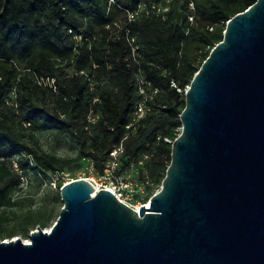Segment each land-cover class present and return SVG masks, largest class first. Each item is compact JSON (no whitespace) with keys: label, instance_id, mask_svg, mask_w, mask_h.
Returning <instances> with one entry per match:
<instances>
[{"label":"trees","instance_id":"trees-1","mask_svg":"<svg viewBox=\"0 0 264 264\" xmlns=\"http://www.w3.org/2000/svg\"><path fill=\"white\" fill-rule=\"evenodd\" d=\"M256 1L0 0V233L31 172L61 175L84 161L104 172L122 146L118 176L138 170L162 185L186 90L228 22ZM141 5L168 11L130 21ZM143 101L149 111L134 123ZM44 130L75 157L46 152ZM55 210L30 212L22 227L45 230Z\"/></svg>","mask_w":264,"mask_h":264},{"label":"water","instance_id":"water-1","mask_svg":"<svg viewBox=\"0 0 264 264\" xmlns=\"http://www.w3.org/2000/svg\"><path fill=\"white\" fill-rule=\"evenodd\" d=\"M160 189L138 210L86 178L0 264H264V0L227 24L185 93Z\"/></svg>","mask_w":264,"mask_h":264},{"label":"rangeland","instance_id":"rangeland-1","mask_svg":"<svg viewBox=\"0 0 264 264\" xmlns=\"http://www.w3.org/2000/svg\"><path fill=\"white\" fill-rule=\"evenodd\" d=\"M38 136L41 145L46 152L63 157H75V152L73 150L68 147H59L56 144L51 130L41 131ZM15 161L16 164H14V167L17 169V172L21 173L16 158ZM71 168L72 169L70 170L73 171L67 170L61 175H50L37 179L31 172L27 176L21 178L22 183L20 184V187H22L23 190L15 192L13 195L14 201H19L20 203L8 209L10 222L4 226L3 232L0 233L2 234L0 235V241L17 238L29 240L30 234L36 231L40 226H36V228L27 232L22 227L25 217L30 212L37 211L46 205L49 207L55 206L56 210L45 230H50L54 226L59 217L60 211L64 207V203L61 199L57 202L54 200L51 202L53 191L58 190V185L56 183L59 180L65 185L69 182L86 178L88 180H94L99 187L107 186L106 180L103 177L104 172L98 171L92 162L84 161L81 164L75 163ZM123 176L124 183L118 192L122 191L123 199L134 208H140L141 206L146 205L150 200L149 196L152 193L154 195L161 187V185H155L150 179L146 177L143 178L138 170H133ZM125 184H128L129 187L126 188ZM149 188H152L153 191H149Z\"/></svg>","mask_w":264,"mask_h":264},{"label":"built area","instance_id":"built-area-1","mask_svg":"<svg viewBox=\"0 0 264 264\" xmlns=\"http://www.w3.org/2000/svg\"><path fill=\"white\" fill-rule=\"evenodd\" d=\"M168 11L167 8L161 7V6H157V5H141L138 7V9L134 12L131 13L130 15V21H135L137 18H139L142 15L145 16H152V15H156L158 17H163L165 18V13ZM142 93H144V90L142 89L141 91ZM148 108L147 105L145 103V101L141 102V104H139V106H137L136 111H135V119H134V123H136L140 118L145 117L146 114L148 113ZM130 127V126H129ZM122 146L115 149L112 153L111 156L114 158V160L107 166V168L104 171V178L106 180V184L107 186L101 187L100 189H107V187L112 188L114 191H112L117 198H119V200H121L122 202L128 204L124 199H123V192H118V190L120 189V187L123 185L124 183V176H118L116 174V169L119 166V162H118V156L120 155V153H122ZM148 158V157H146ZM70 183V182H69ZM125 187H129L128 184H125ZM110 190V189H108ZM129 205V204H128ZM131 206V205H129ZM132 208H134L133 206H131ZM136 209V208H134ZM139 209V208H138Z\"/></svg>","mask_w":264,"mask_h":264},{"label":"bare ground","instance_id":"bare-ground-1","mask_svg":"<svg viewBox=\"0 0 264 264\" xmlns=\"http://www.w3.org/2000/svg\"><path fill=\"white\" fill-rule=\"evenodd\" d=\"M89 181H91V182L93 183V185L95 186L96 189H100V188H101V186L99 187L98 185H96V183H95L94 180H89ZM107 189H110V190L114 191V190H113L112 188H110V187H107ZM136 209L138 210V208H136ZM26 242H29V240H26Z\"/></svg>","mask_w":264,"mask_h":264}]
</instances>
